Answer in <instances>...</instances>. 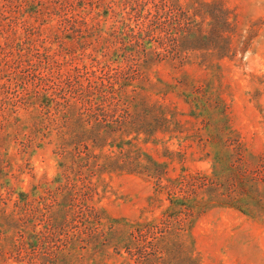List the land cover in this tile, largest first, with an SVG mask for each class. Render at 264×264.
<instances>
[{
  "label": "rangeland",
  "instance_id": "rangeland-1",
  "mask_svg": "<svg viewBox=\"0 0 264 264\" xmlns=\"http://www.w3.org/2000/svg\"><path fill=\"white\" fill-rule=\"evenodd\" d=\"M0 264H264V0H0Z\"/></svg>",
  "mask_w": 264,
  "mask_h": 264
}]
</instances>
